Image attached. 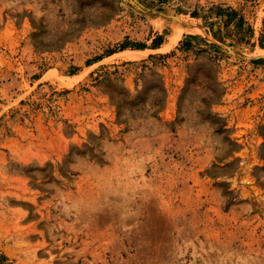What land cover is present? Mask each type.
Returning <instances> with one entry per match:
<instances>
[{
    "label": "rangeland",
    "instance_id": "1",
    "mask_svg": "<svg viewBox=\"0 0 264 264\" xmlns=\"http://www.w3.org/2000/svg\"><path fill=\"white\" fill-rule=\"evenodd\" d=\"M0 264H264V0H0Z\"/></svg>",
    "mask_w": 264,
    "mask_h": 264
},
{
    "label": "bare ground",
    "instance_id": "2",
    "mask_svg": "<svg viewBox=\"0 0 264 264\" xmlns=\"http://www.w3.org/2000/svg\"><path fill=\"white\" fill-rule=\"evenodd\" d=\"M141 52H143L142 50H136L133 52H129V54H126L125 57L128 58H138L141 55Z\"/></svg>",
    "mask_w": 264,
    "mask_h": 264
},
{
    "label": "trees",
    "instance_id": "3",
    "mask_svg": "<svg viewBox=\"0 0 264 264\" xmlns=\"http://www.w3.org/2000/svg\"><path fill=\"white\" fill-rule=\"evenodd\" d=\"M160 44V42H158V45ZM136 48H138V49H143L144 48V46L143 45H136Z\"/></svg>",
    "mask_w": 264,
    "mask_h": 264
}]
</instances>
